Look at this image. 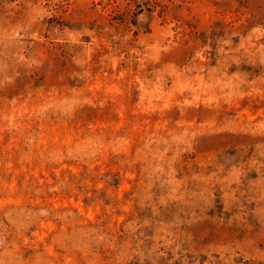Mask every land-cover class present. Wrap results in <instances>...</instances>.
Instances as JSON below:
<instances>
[{"label": "rangeland", "instance_id": "1", "mask_svg": "<svg viewBox=\"0 0 264 264\" xmlns=\"http://www.w3.org/2000/svg\"><path fill=\"white\" fill-rule=\"evenodd\" d=\"M0 264H264V0H0Z\"/></svg>", "mask_w": 264, "mask_h": 264}]
</instances>
